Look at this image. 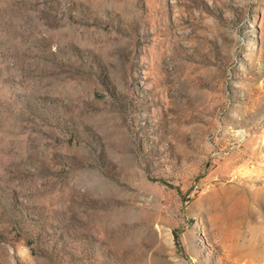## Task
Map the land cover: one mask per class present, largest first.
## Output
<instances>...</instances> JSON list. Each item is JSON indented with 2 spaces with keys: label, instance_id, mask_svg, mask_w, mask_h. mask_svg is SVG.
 <instances>
[{
  "label": "rangeland",
  "instance_id": "374dc122",
  "mask_svg": "<svg viewBox=\"0 0 264 264\" xmlns=\"http://www.w3.org/2000/svg\"><path fill=\"white\" fill-rule=\"evenodd\" d=\"M0 264H264V0H0Z\"/></svg>",
  "mask_w": 264,
  "mask_h": 264
}]
</instances>
